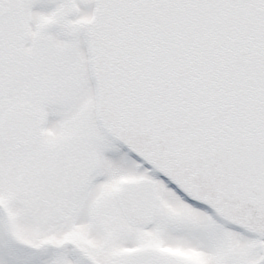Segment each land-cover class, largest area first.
I'll use <instances>...</instances> for the list:
<instances>
[{"label": "snow or ice", "instance_id": "6c2138e0", "mask_svg": "<svg viewBox=\"0 0 264 264\" xmlns=\"http://www.w3.org/2000/svg\"><path fill=\"white\" fill-rule=\"evenodd\" d=\"M0 264H264V0H0Z\"/></svg>", "mask_w": 264, "mask_h": 264}]
</instances>
